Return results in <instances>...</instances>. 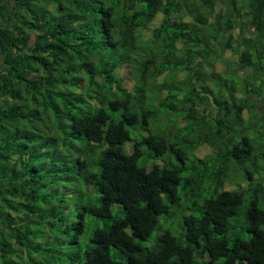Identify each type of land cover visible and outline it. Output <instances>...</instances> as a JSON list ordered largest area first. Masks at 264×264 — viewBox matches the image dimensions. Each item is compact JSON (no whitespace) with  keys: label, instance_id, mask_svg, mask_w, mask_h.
I'll use <instances>...</instances> for the list:
<instances>
[{"label":"trees","instance_id":"16d2710c","mask_svg":"<svg viewBox=\"0 0 264 264\" xmlns=\"http://www.w3.org/2000/svg\"><path fill=\"white\" fill-rule=\"evenodd\" d=\"M185 1L0 0V264H17L14 254L25 260L35 250L39 257L22 264H264V126L247 134L256 126L248 117L257 112L264 119V81L255 94L246 88L251 97L242 104L236 83L223 89L229 79L214 78L208 92L215 111L201 116L199 132L187 126L197 109L184 113L183 104L200 96L208 76L187 68L191 52L207 55L222 42L221 54L232 50L249 65V49L256 48L264 60V0H227L238 18L220 0H187L193 14H185ZM161 4L167 14L159 25L140 32L157 20ZM201 4L209 18L195 14ZM244 21L257 30L255 38L243 31ZM172 25L184 41L162 55L155 44L168 43L163 30ZM170 60L181 63V80L156 77ZM43 126H62L84 143L58 156L72 160L96 194L68 226L67 243L41 230L56 216L48 191L39 189L47 173L31 167L33 154L48 153L42 164L49 157L38 148L52 142ZM58 137L61 147L67 144ZM206 143L214 155L191 156ZM237 172L239 182L223 189ZM115 203L121 215L113 213ZM87 213L108 221L88 222L96 225L83 238ZM162 215L170 227L160 226ZM157 227L162 231L152 237Z\"/></svg>","mask_w":264,"mask_h":264},{"label":"rangeland","instance_id":"374dc122","mask_svg":"<svg viewBox=\"0 0 264 264\" xmlns=\"http://www.w3.org/2000/svg\"><path fill=\"white\" fill-rule=\"evenodd\" d=\"M224 1H225L224 4H222L223 6H225V4H229L227 0H224ZM191 4L192 2H187L186 0L185 4H183L182 12H184L185 14L188 13L189 15L193 14V11L190 10ZM161 6H162L161 11L157 13V14L160 13L157 20L150 21L148 25L149 28H141L140 32L143 31L147 34L153 33L152 30L156 28L160 23L159 19L163 18L167 14L163 11L164 8L166 7V4H161ZM168 6L173 8L171 4H168ZM200 6L203 9L195 10L194 11L195 14L197 15L198 13H201L204 15V17L209 18V11H210L209 8L203 7L202 4ZM240 10L242 12V15H244L247 19H250V15L249 16L245 15L246 12H249L246 10L245 7L240 8ZM242 20L243 19L241 20L239 19L240 25L243 22ZM245 22L246 21H244L245 25L248 24V28L246 29H251L250 22L249 23L248 21L246 23ZM211 23L213 25V22ZM172 26H169L167 31L163 30L165 33L169 35L168 43L155 44L162 55L167 54L175 45H177L179 42L184 41V36H182L181 29H178L177 26H173V27ZM236 26H239V24H237ZM236 30L237 29H235L234 32ZM252 30L253 29H251L252 33L246 34V35L252 38H255L256 36L254 32H256V30L254 29V32ZM173 31H174L175 36L172 37L171 33ZM222 33L224 35L225 31H222ZM160 37L167 39L164 33ZM170 37L172 40H170ZM150 38H152L151 35L147 36L144 41ZM223 48H225V46L223 47L222 42H215L214 51L213 52L208 51L207 55L201 56L200 53L197 54L194 51L191 52L190 55H188V56H191V59L188 60V64L190 65V67H187V68L192 67L194 71H197L193 67H200L202 72L206 71V74H208V76L205 77L207 81L206 84L204 86H200L201 88L199 87L200 96L198 97L193 96L189 99H186V101L184 100L185 102L183 103L186 106V108L184 109V113L188 114V112H194L191 110L194 108L197 109L198 111L196 115L191 114L189 115V118H188V122L190 121V123L187 126H193L195 128V132H199L202 127L200 120H199L201 119V116H205L206 114H211L213 111H215L214 97L211 95V92H208V90H211L212 87H214L215 85V83L213 82L214 78L221 79L223 77V78L229 79L228 83H222L223 89H227L231 85L236 83L235 87L237 88V90H235L236 91L235 96L239 98L238 102L242 104H245L247 102L246 98L251 97L249 95V92L246 90V88H250L255 94V92L259 88L261 80L264 81V70H261L262 65H264V60H260V58H258L259 53L256 51V48L249 49L250 50L249 57L251 60V63L249 65L246 62H242L241 61L242 59L238 57L237 52L235 53L232 50H225L224 53L221 54L220 52L222 51ZM179 50L184 51L183 54L185 55V52H186L185 47L179 48ZM149 51L150 50L147 48L146 55H148ZM177 55L179 56L178 53ZM170 63H171L170 64L171 66L158 72L156 77L161 78V77H169L171 75H175L177 77L176 79L175 77L173 79L181 80L185 76L184 75L185 72L181 71L182 69L181 63L180 62L176 63L173 60H170ZM194 88L195 90L197 89L196 86H194ZM204 90H206V92H204ZM183 92H184L183 94L188 95V92H185V90H183ZM207 93L208 95L204 96ZM255 97L253 98L256 100L259 99L258 97L256 98ZM223 109L224 108L222 107L221 110ZM185 117L187 120V117H188L187 115L182 117V119ZM179 120L182 122L181 117L179 118ZM247 121H249L248 125H256L252 127V130H248L247 134L249 137L251 136L253 137L255 135L257 126H264V119L257 112L255 114V117H248ZM43 127L46 131L45 132H43L42 130L41 131L46 136L52 137V140H51L52 142L45 143L46 145H50L49 148H46L43 146H40L38 148L41 152L50 151L49 157L44 161V164H42V161H43L42 155L48 154L47 152L43 154H33V155L26 154L27 159L30 158L29 155H32L31 156V159H32L31 167H35L39 173L40 172L47 173V177L45 176V174L40 173L43 177L47 178V183L39 187V189L41 191H45V190L48 191V195L46 196V199L48 202L49 213L50 215L54 213L56 214L55 225L49 226L48 229L46 227H41V230L44 231L45 233L46 231H48L51 234H55L56 239H60L62 242L67 243L68 240L71 238V235L73 232V230L69 229L68 226H71L74 224V222L77 219V213L79 212V209L82 208V205L90 201H95L96 194L94 192L90 193L89 188L82 183V180L80 179L77 169H75L73 166L72 160H70L69 158H62L58 156L59 153L60 154H65V152L68 153L69 149H74V148L78 149L81 146H84V143L78 139H75L69 136L70 134L69 130H64L62 126H59V127L58 126H43ZM59 133L61 135L62 140L65 141V139L68 138V140H66L67 144H65L62 147L59 144V137H58ZM28 134L31 135L32 133H28ZM183 136H187V132ZM55 138H56V141H55ZM129 142L130 140H128L124 144L126 150H129L130 148ZM180 143L181 144L188 143V140H182ZM190 152H191V156L194 153L196 156L204 157V158L211 157L215 153L214 149L207 143L204 145H200V147L193 149V151L190 150ZM151 162H161V161L156 159V160H152ZM58 164L59 166L58 168H56ZM241 174H242L241 172L239 173L237 172V175L235 176L236 180H233L234 182L225 180V182L222 185L223 189L229 188V185H232L234 183L237 184L240 180ZM46 187L47 189H45ZM210 193L211 192L209 191H205L204 196H209ZM261 202L264 208V200ZM189 204L190 203L188 202L187 204H185L186 206L184 205L186 212H189L188 208H190V206H187ZM112 211L114 214L121 215L122 214L121 205L115 203L112 206ZM181 215L182 213L179 212V216H178L179 220H181ZM166 219L168 218H164L163 215L159 217L160 226H165V224H168L170 222V220H166ZM85 220H86V225H85V231L83 233L84 235L82 236L83 238L88 237L92 228L96 225V222L92 223L91 225H88L87 224L88 222H91V220L98 221L99 225L103 226L104 223L108 221L106 220L104 222L103 219L94 220V216L89 213L86 214ZM58 227L59 229H57ZM166 227H170V226L167 225L164 228ZM161 231L162 229L157 227L154 230L152 237L157 235ZM31 238L33 237L31 236ZM62 251L67 252V251H71V249L68 248V245H62ZM13 257L17 264H22L27 259L31 260V258H35V257L38 258L39 253H38V250L32 251L31 254L26 251L23 255V259L25 260H22L21 258H17L15 254L13 255Z\"/></svg>","mask_w":264,"mask_h":264},{"label":"flooded vegetation","instance_id":"af4514ba","mask_svg":"<svg viewBox=\"0 0 264 264\" xmlns=\"http://www.w3.org/2000/svg\"><path fill=\"white\" fill-rule=\"evenodd\" d=\"M222 1V0H221ZM223 8H224V11H227V13H232V16H234L235 15V12H232V9H231V6L229 5V4H225V6H223ZM235 17L236 18H238L236 15H235ZM247 26L243 29V31L246 33V34H250V33H252L251 32V29H253L252 31L254 32V27H252L251 26V29H249L248 31H247ZM256 30V29H255ZM256 32H257V30H256ZM256 32H254L255 33V36H256ZM240 36V35H239Z\"/></svg>","mask_w":264,"mask_h":264},{"label":"clouds","instance_id":"9594fccd","mask_svg":"<svg viewBox=\"0 0 264 264\" xmlns=\"http://www.w3.org/2000/svg\"><path fill=\"white\" fill-rule=\"evenodd\" d=\"M220 1H221V0H220ZM220 1H219V2H220ZM222 1H223V4H224L225 1H224V0H222ZM221 4H222V3H221Z\"/></svg>","mask_w":264,"mask_h":264}]
</instances>
